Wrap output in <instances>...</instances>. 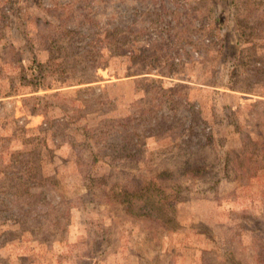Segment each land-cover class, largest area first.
<instances>
[{
	"label": "rangeland",
	"instance_id": "374dc122",
	"mask_svg": "<svg viewBox=\"0 0 264 264\" xmlns=\"http://www.w3.org/2000/svg\"><path fill=\"white\" fill-rule=\"evenodd\" d=\"M0 264H264V0H0Z\"/></svg>",
	"mask_w": 264,
	"mask_h": 264
},
{
	"label": "trees",
	"instance_id": "16d2710c",
	"mask_svg": "<svg viewBox=\"0 0 264 264\" xmlns=\"http://www.w3.org/2000/svg\"><path fill=\"white\" fill-rule=\"evenodd\" d=\"M6 12L8 14L9 11H6ZM1 19H2L1 21H5L6 22L5 19H7V17L5 15V13L2 15ZM127 42H128V38L127 37L123 38L122 41L120 42V46L121 47L125 46V44ZM122 52L123 53L128 52V49H126V50H124ZM84 80L85 79H80L78 81L79 83L77 85H81V84L82 85H87V84L91 83V82H84ZM83 88H85V89H83L84 92L85 91H89L90 86L83 87ZM126 121H128V120L126 119ZM86 132L89 133L88 130H86ZM111 162H113V161H111ZM150 188L151 187L149 185H147L145 187H140L139 189L133 191V193L130 192V191H127L124 187H120V188H116L115 189L116 191L118 190V192H117L118 193L117 194V200L119 202V205L122 206L121 207L122 211L124 212L125 215L130 216V218H132V221H139V219H145L143 217H148V211L145 213V209L144 208L140 209V207L139 206L137 207V205L135 203L131 202V200L136 199V197L139 196L140 194L147 193V191ZM125 198L130 199V201L124 200ZM165 205H167V207L169 208V212H170L168 214L169 215V217H168L169 219H165L163 221H160L161 223H160V227H159V225H158V222H159L158 217H154L152 219H149L150 224L156 225L158 228H163L165 226V229H166V226L172 224V221L170 219H171V216L173 217V206L170 205V204H165ZM157 227L155 229H153V230L156 231L158 229Z\"/></svg>",
	"mask_w": 264,
	"mask_h": 264
}]
</instances>
